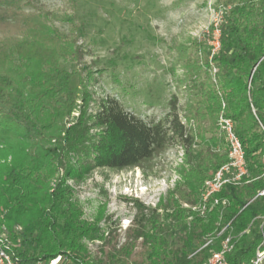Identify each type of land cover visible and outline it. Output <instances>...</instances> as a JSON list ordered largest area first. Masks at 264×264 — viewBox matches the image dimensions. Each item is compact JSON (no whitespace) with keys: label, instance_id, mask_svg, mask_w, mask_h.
Wrapping results in <instances>:
<instances>
[{"label":"trees","instance_id":"obj_1","mask_svg":"<svg viewBox=\"0 0 264 264\" xmlns=\"http://www.w3.org/2000/svg\"><path fill=\"white\" fill-rule=\"evenodd\" d=\"M22 1L0 0V28L28 32L0 41V246L20 264L57 256L71 264H127L140 239L143 264H203L208 252L220 251L221 242L231 237L227 263L250 264L264 236V197H256L264 188V134L259 127H264V0L259 5L234 0L237 6L217 28L219 51L210 60L206 55L201 63L186 62L192 72L181 82L189 94L195 93L183 114L172 96L167 114L157 121L135 117L110 97L93 100L90 74L61 66L79 56L76 41L55 39L42 15L22 12ZM39 33L57 47L42 45ZM179 50L177 63L188 58L186 48ZM221 116L232 121L244 151L248 176L243 183L223 187L213 196L218 204L203 217L174 200L164 207L166 223L161 224L159 205L150 219L141 215L134 223L119 249L122 255L91 259L84 241L106 242L100 217L92 223L83 219L69 182L78 184L97 169L143 168L168 148L179 147L182 182L198 204L207 175L228 162L226 150L220 152ZM171 232L179 242L176 248L161 235ZM209 240L212 244L203 248Z\"/></svg>","mask_w":264,"mask_h":264},{"label":"rangeland","instance_id":"obj_2","mask_svg":"<svg viewBox=\"0 0 264 264\" xmlns=\"http://www.w3.org/2000/svg\"><path fill=\"white\" fill-rule=\"evenodd\" d=\"M20 5L25 15H42L55 39L58 36L62 41H76L79 56L61 62V66L69 71L83 68L90 74L88 88L93 100L113 98L123 110L144 121L163 118L172 96L177 97L179 114H183L187 99L195 93L189 94L181 82L192 72L186 69V62L201 63L206 55L211 59L217 28L225 13L237 6L234 0H24ZM72 25L77 26L74 31ZM27 33L23 27L0 28V41L25 37ZM37 38L48 48L57 47L42 33ZM179 48L188 52L183 63L176 61ZM216 72L211 71L213 79ZM220 136L224 142L220 152H227L224 136ZM181 166L182 150L170 147L143 168L97 169L78 184L69 182L83 219L92 223L100 217L98 227L106 242L84 241L91 259L107 261V254L122 255L119 249L134 223L141 215L150 219L157 206L161 205L156 213L161 224L166 223L164 207L169 208L174 200L181 208L192 210L197 206L198 197L182 182ZM144 224L150 227L146 221ZM161 235L171 246H179L172 232ZM133 245L127 264H143L145 247L140 239ZM61 264L71 263L64 259Z\"/></svg>","mask_w":264,"mask_h":264},{"label":"built area","instance_id":"obj_3","mask_svg":"<svg viewBox=\"0 0 264 264\" xmlns=\"http://www.w3.org/2000/svg\"><path fill=\"white\" fill-rule=\"evenodd\" d=\"M217 37L215 38L213 48H211V57L219 51V32L216 31ZM252 112L255 113L254 109ZM218 125L222 132L224 133V138L227 147L228 162L220 166L213 174H211L203 183L199 203L197 206L192 207V211H196L200 217H203L205 213L211 209L212 206L218 204V199L213 198L215 194H218L220 190L228 185L237 186L243 183L242 179L247 177V165L245 162L244 151L238 140L235 132L234 126L230 119L220 117ZM259 127L264 134V127L259 123ZM262 164L264 166V154L261 158ZM256 197H264V188L257 192ZM222 206H226V200L221 201ZM210 205V207H209ZM262 223L260 229L264 225V216L261 217ZM261 242L255 251L253 259L250 264H264V236L261 233ZM210 244V240L207 242L206 247ZM6 246L1 244L0 246V264H20L15 262L11 255L5 250ZM231 237L225 238L221 242V249L217 252H210L208 258L203 264H228L225 259V254L231 250ZM62 259L57 256L54 259L48 260L46 262L36 261L30 264H61Z\"/></svg>","mask_w":264,"mask_h":264}]
</instances>
